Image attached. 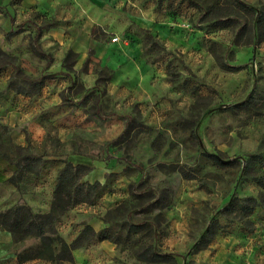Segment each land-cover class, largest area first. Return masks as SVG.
I'll return each instance as SVG.
<instances>
[{"label": "rangeland", "instance_id": "rangeland-1", "mask_svg": "<svg viewBox=\"0 0 264 264\" xmlns=\"http://www.w3.org/2000/svg\"><path fill=\"white\" fill-rule=\"evenodd\" d=\"M8 1L18 14L13 31L0 34L8 55H0V156L72 155L74 164L105 170L77 214L92 207L108 223L110 264H264V42L237 45L235 31L201 20L205 6L231 0H88L108 28L95 26L93 36L125 59L102 63L91 52L79 72L77 55L45 34L56 25L80 26L78 1L67 22L39 12L36 18L19 0ZM5 2L0 26L9 20ZM32 22L44 31L31 28L26 51L27 38L16 34ZM68 77L76 79L62 99L78 114L67 122L55 125L45 115L55 111L23 104ZM40 134L46 139L37 143L32 136ZM209 155L230 165L217 166ZM53 182L45 180V196ZM247 198L256 206L243 216ZM154 253L164 261L153 262Z\"/></svg>", "mask_w": 264, "mask_h": 264}, {"label": "crops", "instance_id": "crops-1", "mask_svg": "<svg viewBox=\"0 0 264 264\" xmlns=\"http://www.w3.org/2000/svg\"><path fill=\"white\" fill-rule=\"evenodd\" d=\"M77 1V4L81 6L84 13L83 23L75 28H72L68 23L50 27L45 30V34L50 42L62 49L67 48L68 51L70 50L77 55L78 61L74 66V70L77 72L81 70L82 64L87 62L91 56V52H93L92 55L102 63L107 62V59H111L112 62L123 61L125 59V54L114 51L113 44L107 43L105 39L93 36V29L95 26H103L105 29L108 28L106 24L102 23V21L96 17L97 10H95L93 6L87 4L88 0H19V7L22 9V12H37V14H35L36 18H38L39 12L41 14L53 16L57 20L67 22L70 19L68 7L71 3ZM5 4L7 5L9 20L5 19L3 21L4 25L0 26V34L13 31L14 27L12 22L18 14V10H15L16 8L10 5L8 0H6ZM31 28H35L36 32H39V35H41L40 32L44 31L39 22H32L30 28H26L16 34L17 39L27 38L25 42L23 41V47H25L24 49L26 51H31L29 44V34L32 31ZM60 71H65V69L61 68ZM91 71L92 70H90V72ZM119 75V73H116L113 79L112 83L115 85L119 83ZM88 76L90 77V75L85 73L81 75L80 78L85 80ZM75 79L76 78L72 79L68 77L59 79L57 82L54 81L55 83L51 82L47 86H43L34 95H27V99H25L23 104H35L39 110L48 109L50 111H55L50 115L49 113L45 114L48 117L54 116V119L57 120V122L55 121V125L67 122L70 118L75 117L78 112L74 109L76 112L71 116L70 113L73 111L74 107L71 106L72 104L63 101L62 96L63 91L67 88L69 80L74 81ZM113 87L116 88V86ZM32 138L35 139L37 143H40L46 139V135H33ZM18 158L19 154L16 152L9 154V156H0V264H110L109 259L115 254V245L110 240L100 241L97 238L93 239L85 247L76 249L73 252V262L48 261L44 259H35L24 263L19 262L18 253L30 246L36 245L38 240L27 239L23 243L17 245L14 242V235L21 233L25 229L32 214L39 212L43 213L44 206H49L50 208L58 173L66 162H74L75 158H73L72 155L63 158L53 153L43 154V156L40 157L43 163L37 173L31 175V180H29L30 184L21 183L19 187H17L10 182V178L17 171L15 160ZM99 167L100 166H93L92 170L83 178V182L90 184L97 181L101 182L100 177L105 174V170ZM52 176L54 182L50 186L49 195L45 196L43 194L45 180L47 177L50 178ZM80 206L63 215L57 225L60 235L68 243L74 241L86 225L91 226L97 233L105 231L109 227L108 223L100 216L92 213V207H90L89 210L86 209L85 216L84 214H77V209Z\"/></svg>", "mask_w": 264, "mask_h": 264}, {"label": "trees", "instance_id": "trees-1", "mask_svg": "<svg viewBox=\"0 0 264 264\" xmlns=\"http://www.w3.org/2000/svg\"><path fill=\"white\" fill-rule=\"evenodd\" d=\"M201 20L205 24H213L221 28L235 31L237 45H255L264 42V6L255 8L240 0H231L226 3H214L205 6ZM0 55H8L0 50ZM75 55V54H74ZM228 69H238L235 66H226ZM39 88L37 92L40 90ZM35 94V93H33ZM31 94V95H33ZM20 156V155H19ZM212 162L220 167L230 165L216 155H209ZM41 158L26 156L15 162L16 173L10 182L19 187L21 183L30 184L31 175L37 173L42 165ZM42 162V163H41ZM89 165L83 163L66 162L60 169L57 182L53 190L50 210L46 213H34L25 229L14 235L15 244L23 243L27 239H36L38 243L18 253V260L24 263L35 259L48 261L73 262V252L88 245L93 239L109 240L105 231L95 232L86 225L77 238L68 243L59 233L57 224L68 211L89 204L101 187V182L93 184L83 182V178L91 171ZM249 205L240 206L243 216L252 214L256 206L255 198H247ZM173 257L170 256V259ZM164 255L154 253L153 262H161Z\"/></svg>", "mask_w": 264, "mask_h": 264}, {"label": "built area", "instance_id": "built-area-1", "mask_svg": "<svg viewBox=\"0 0 264 264\" xmlns=\"http://www.w3.org/2000/svg\"><path fill=\"white\" fill-rule=\"evenodd\" d=\"M119 40H120V39H119V37H117V36H115V37L112 38V41H113V42H118Z\"/></svg>", "mask_w": 264, "mask_h": 264}]
</instances>
